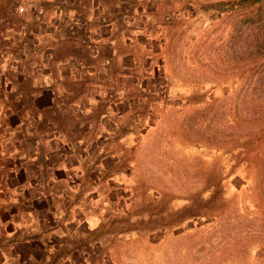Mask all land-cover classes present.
<instances>
[{"label":"rangeland","instance_id":"rangeland-1","mask_svg":"<svg viewBox=\"0 0 264 264\" xmlns=\"http://www.w3.org/2000/svg\"><path fill=\"white\" fill-rule=\"evenodd\" d=\"M130 2L138 33L153 39L139 56L148 72L115 135L126 148L106 168L113 180L86 186L102 208L91 237L141 264H264V27L249 18L257 2Z\"/></svg>","mask_w":264,"mask_h":264},{"label":"crops","instance_id":"crops-1","mask_svg":"<svg viewBox=\"0 0 264 264\" xmlns=\"http://www.w3.org/2000/svg\"><path fill=\"white\" fill-rule=\"evenodd\" d=\"M130 4L0 0V264H141L91 237L102 208L86 187L113 180L144 89L153 39Z\"/></svg>","mask_w":264,"mask_h":264},{"label":"trees","instance_id":"trees-1","mask_svg":"<svg viewBox=\"0 0 264 264\" xmlns=\"http://www.w3.org/2000/svg\"><path fill=\"white\" fill-rule=\"evenodd\" d=\"M252 3L257 2L258 6L257 9L251 14L250 21L252 22H258L264 27V0H251ZM255 20V21H254ZM262 78H264V65L262 68Z\"/></svg>","mask_w":264,"mask_h":264},{"label":"built area","instance_id":"built-area-1","mask_svg":"<svg viewBox=\"0 0 264 264\" xmlns=\"http://www.w3.org/2000/svg\"><path fill=\"white\" fill-rule=\"evenodd\" d=\"M20 11H22V8H19Z\"/></svg>","mask_w":264,"mask_h":264}]
</instances>
